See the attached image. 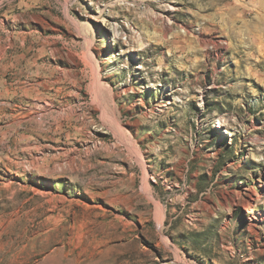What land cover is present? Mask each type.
<instances>
[{"label": "rangeland", "instance_id": "obj_1", "mask_svg": "<svg viewBox=\"0 0 264 264\" xmlns=\"http://www.w3.org/2000/svg\"><path fill=\"white\" fill-rule=\"evenodd\" d=\"M171 263L264 264V0H0V264Z\"/></svg>", "mask_w": 264, "mask_h": 264}, {"label": "bare ground", "instance_id": "obj_2", "mask_svg": "<svg viewBox=\"0 0 264 264\" xmlns=\"http://www.w3.org/2000/svg\"><path fill=\"white\" fill-rule=\"evenodd\" d=\"M115 124H116V123H115ZM248 204H250V202H248ZM161 213H163V211H162ZM251 226H252V228H253V224H252Z\"/></svg>", "mask_w": 264, "mask_h": 264}, {"label": "water", "instance_id": "obj_3", "mask_svg": "<svg viewBox=\"0 0 264 264\" xmlns=\"http://www.w3.org/2000/svg\"><path fill=\"white\" fill-rule=\"evenodd\" d=\"M171 264H176V263H171Z\"/></svg>", "mask_w": 264, "mask_h": 264}]
</instances>
